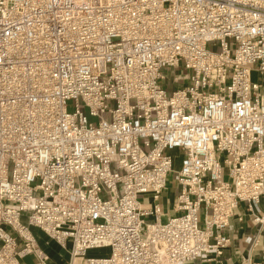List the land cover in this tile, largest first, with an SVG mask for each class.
<instances>
[{
	"label": "built area",
	"instance_id": "built-area-1",
	"mask_svg": "<svg viewBox=\"0 0 264 264\" xmlns=\"http://www.w3.org/2000/svg\"><path fill=\"white\" fill-rule=\"evenodd\" d=\"M254 73L264 0H0V264H54L34 230L68 264L220 259L241 205L260 232Z\"/></svg>",
	"mask_w": 264,
	"mask_h": 264
},
{
	"label": "crops",
	"instance_id": "crops-1",
	"mask_svg": "<svg viewBox=\"0 0 264 264\" xmlns=\"http://www.w3.org/2000/svg\"><path fill=\"white\" fill-rule=\"evenodd\" d=\"M166 197H172V192L166 193ZM260 209L262 213L264 212V200H262ZM165 211H166V199H165ZM167 217H172L174 214L170 210L166 213ZM241 218V220H240ZM253 215L245 210L244 205H241L237 211V216L231 220V225L229 228V236L231 238V244L225 250L224 255L220 259H216L214 256H201L195 264H264V228L260 230L259 227L254 225ZM37 236H40V232L34 230ZM259 232V233H258ZM259 236V244L255 245V239ZM40 241V240H39ZM41 245L45 249L44 245L40 241ZM55 246L59 247L53 242ZM46 251V249H45ZM99 251L96 255H89L90 252ZM47 252V251H46ZM88 253V257L96 256H106L109 250H92ZM48 253V252H47ZM49 254V253H48ZM50 255V254H49ZM51 256V255H50ZM52 262L54 264H68L65 259L62 261H57L51 256ZM207 259V261H206ZM206 261V262H204Z\"/></svg>",
	"mask_w": 264,
	"mask_h": 264
},
{
	"label": "rangeland",
	"instance_id": "rangeland-1",
	"mask_svg": "<svg viewBox=\"0 0 264 264\" xmlns=\"http://www.w3.org/2000/svg\"><path fill=\"white\" fill-rule=\"evenodd\" d=\"M253 80L257 81L258 83H263L264 84V77H261L260 75H258V73H254L253 75ZM179 165H175V169H178ZM168 186L170 187V192L173 193V191L175 190V186L174 183L172 182V178H169L168 181ZM168 198V197H166ZM173 198V196H172ZM147 198L145 197H140L141 201H146ZM172 201V200H171ZM172 203V202H171ZM166 219H164L163 221H165ZM38 239L42 242V244L44 245L46 251L57 261H62V259H65L66 262H68L69 260V255L67 254V252L63 249H61L60 247L55 246V244L53 243H49L48 244V240L44 237L43 234L40 233V236L38 237ZM99 251H93L90 252L89 255H96ZM83 259H76L75 260V264H82ZM34 257L30 256L28 258H26L24 260V262L26 264H33L34 263ZM63 262V261H62Z\"/></svg>",
	"mask_w": 264,
	"mask_h": 264
},
{
	"label": "bare ground",
	"instance_id": "bare-ground-1",
	"mask_svg": "<svg viewBox=\"0 0 264 264\" xmlns=\"http://www.w3.org/2000/svg\"><path fill=\"white\" fill-rule=\"evenodd\" d=\"M171 207V197H168L166 198V213L170 210Z\"/></svg>",
	"mask_w": 264,
	"mask_h": 264
}]
</instances>
